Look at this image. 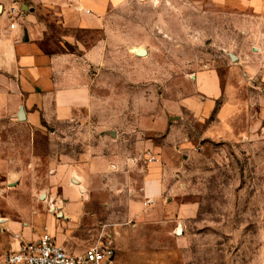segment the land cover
Returning a JSON list of instances; mask_svg holds the SVG:
<instances>
[{
	"label": "rangeland",
	"instance_id": "rangeland-1",
	"mask_svg": "<svg viewBox=\"0 0 264 264\" xmlns=\"http://www.w3.org/2000/svg\"><path fill=\"white\" fill-rule=\"evenodd\" d=\"M91 1L106 17L114 60L91 78L92 109L55 134L0 120L8 155L0 171V264L44 231L71 251L110 239L112 264H264V142L205 138L181 148L166 139L195 71L211 66L224 76L235 61L229 52L255 46V31L264 49V0ZM34 3L0 0L3 11ZM137 47L147 53L137 55ZM185 121L187 131L199 129L190 114ZM101 131L102 146L94 147ZM147 146L161 169L155 197L144 188ZM112 148L119 161H102ZM86 149L98 156L82 160Z\"/></svg>",
	"mask_w": 264,
	"mask_h": 264
},
{
	"label": "crops",
	"instance_id": "crops-1",
	"mask_svg": "<svg viewBox=\"0 0 264 264\" xmlns=\"http://www.w3.org/2000/svg\"><path fill=\"white\" fill-rule=\"evenodd\" d=\"M22 7L16 12L0 10V120L10 119L31 131L49 128L55 134L92 109L91 78H101L103 64L114 61L108 58L103 37L107 20L91 0H35L29 10ZM12 20L16 22L14 27L10 26ZM54 25L65 31L60 35L53 33ZM254 34L255 46L236 51V59L227 66L224 76L211 66L193 73L192 92L181 95L166 139H175L181 148L197 146L205 138L247 144L264 142V49L259 32ZM238 73L244 76L240 81L248 82H240ZM186 114L192 116L199 129L186 130ZM100 136L94 147L102 146L103 131ZM48 142L53 147L57 143L55 138ZM2 143L0 140V171L8 163ZM149 148L147 153L144 151L147 159ZM51 151L48 157L55 169L54 163L59 160L57 151ZM93 151L98 150L81 153L82 160L96 156ZM118 152L112 148L99 155L102 161L118 162ZM124 153L126 161L133 159L132 149L126 147L121 155ZM150 153L155 160L149 161L144 188L146 195L155 197L161 169L153 148ZM68 156L60 155L63 161Z\"/></svg>",
	"mask_w": 264,
	"mask_h": 264
},
{
	"label": "built area",
	"instance_id": "built-area-1",
	"mask_svg": "<svg viewBox=\"0 0 264 264\" xmlns=\"http://www.w3.org/2000/svg\"><path fill=\"white\" fill-rule=\"evenodd\" d=\"M16 11L20 10L11 8V12ZM15 24L11 22L10 26L14 27ZM148 155L149 161L155 160L150 151ZM114 257L115 247L110 239L90 243L80 251L73 252L58 243L50 232L44 231L35 240L23 242L9 252L5 261L6 264H112Z\"/></svg>",
	"mask_w": 264,
	"mask_h": 264
},
{
	"label": "water",
	"instance_id": "water-1",
	"mask_svg": "<svg viewBox=\"0 0 264 264\" xmlns=\"http://www.w3.org/2000/svg\"><path fill=\"white\" fill-rule=\"evenodd\" d=\"M0 10H1V5H0ZM137 55L143 56L147 53V50L145 48H140V50L135 52ZM230 57L232 60L236 59V55L233 52H229ZM24 116V111L23 109L20 110V118H23Z\"/></svg>",
	"mask_w": 264,
	"mask_h": 264
},
{
	"label": "bare ground",
	"instance_id": "bare-ground-1",
	"mask_svg": "<svg viewBox=\"0 0 264 264\" xmlns=\"http://www.w3.org/2000/svg\"><path fill=\"white\" fill-rule=\"evenodd\" d=\"M138 50H140V48H139V47L135 48V50H134V51L136 52V51H138Z\"/></svg>",
	"mask_w": 264,
	"mask_h": 264
}]
</instances>
